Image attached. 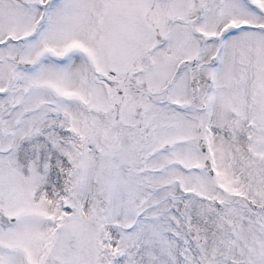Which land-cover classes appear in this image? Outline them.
<instances>
[{
	"label": "snow or ice",
	"instance_id": "snow-or-ice-1",
	"mask_svg": "<svg viewBox=\"0 0 264 264\" xmlns=\"http://www.w3.org/2000/svg\"><path fill=\"white\" fill-rule=\"evenodd\" d=\"M0 264H264V0H0Z\"/></svg>",
	"mask_w": 264,
	"mask_h": 264
}]
</instances>
